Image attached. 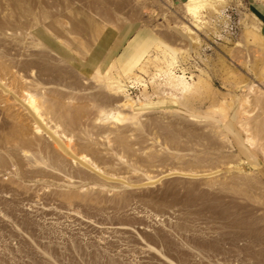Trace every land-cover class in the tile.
Here are the masks:
<instances>
[{
    "label": "rangeland",
    "instance_id": "obj_1",
    "mask_svg": "<svg viewBox=\"0 0 264 264\" xmlns=\"http://www.w3.org/2000/svg\"><path fill=\"white\" fill-rule=\"evenodd\" d=\"M23 1L26 14L0 0V264H264L252 3L194 18L189 0ZM133 20L175 52L127 75L78 68L104 28ZM171 77L203 82L174 93Z\"/></svg>",
    "mask_w": 264,
    "mask_h": 264
},
{
    "label": "crops",
    "instance_id": "obj_2",
    "mask_svg": "<svg viewBox=\"0 0 264 264\" xmlns=\"http://www.w3.org/2000/svg\"><path fill=\"white\" fill-rule=\"evenodd\" d=\"M248 1L261 17L264 29V0ZM167 33L141 20L128 21L118 28L108 26L100 32L87 59L78 62L77 66L88 75L112 67L123 75L135 73L158 46L175 52L176 41Z\"/></svg>",
    "mask_w": 264,
    "mask_h": 264
},
{
    "label": "bare ground",
    "instance_id": "obj_3",
    "mask_svg": "<svg viewBox=\"0 0 264 264\" xmlns=\"http://www.w3.org/2000/svg\"><path fill=\"white\" fill-rule=\"evenodd\" d=\"M216 1H218V0H189L188 2H186L185 7L187 8L188 13L190 15H192L194 18H199L201 10H203L204 8H208V7L215 8ZM6 4L16 14L17 13H20V14L28 13L29 9L25 7L23 0H15V1L6 0ZM2 8H3V6L0 2V9H2ZM0 31L3 33L2 28H0ZM189 34H190V37L192 39H194V41H196V43H197L198 37H197L196 33H194L193 30H190ZM169 80H170V85L174 88V90H173L174 93L176 92V93H183V94L189 93L190 91H195V89L198 90V88H200V85L203 82L202 79H200L198 83L192 85V84H189L183 77L182 78L181 77H171ZM172 96H170V97H172ZM180 96H181V94H180Z\"/></svg>",
    "mask_w": 264,
    "mask_h": 264
}]
</instances>
